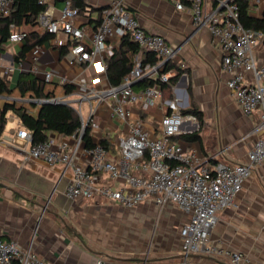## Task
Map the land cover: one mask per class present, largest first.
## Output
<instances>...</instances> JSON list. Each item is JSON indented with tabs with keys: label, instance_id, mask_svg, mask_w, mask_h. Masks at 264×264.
I'll return each mask as SVG.
<instances>
[{
	"label": "crops",
	"instance_id": "obj_1",
	"mask_svg": "<svg viewBox=\"0 0 264 264\" xmlns=\"http://www.w3.org/2000/svg\"><path fill=\"white\" fill-rule=\"evenodd\" d=\"M46 12L60 17L67 1L42 0ZM112 0H84L91 9L89 16L82 14L74 19L75 24L96 31L101 20V11ZM136 15L143 28L166 38L177 52L171 87L162 91L157 106L147 111L138 106H129L131 120L140 122L149 131L157 130L161 119L169 112L166 104L177 98L180 107L188 110L196 106L203 113L198 129L201 139L188 141L177 139L185 150H194L202 158L216 156L210 164L231 160L246 162L247 153L260 138L252 134L260 123L259 112L247 117L243 114L226 82L228 73L223 69L220 45L215 42L205 26L196 27L189 4L179 11L175 4L165 0H124ZM214 3L205 2L208 13ZM264 13L262 5L257 7ZM11 26L13 30L32 31L30 27ZM40 32L45 31L39 26ZM119 41L114 44L118 46ZM22 43L9 40L0 51V77L15 87L21 74H34L53 91L50 98H60L75 105L80 104L82 88L75 85L81 78L90 80L95 72L92 67L70 65L61 48L52 40L33 47L22 62H15L23 48ZM41 49L34 60L32 51ZM66 51V48H64ZM66 53V52H65ZM146 51L140 50L133 62H143ZM13 66L9 77H3L4 69ZM183 65L184 67H182ZM36 69V70H35ZM52 74L51 82L44 76ZM66 78L74 87L65 92L61 79ZM158 80L159 73L143 79ZM74 82V83H73ZM101 87L111 85L106 74ZM77 84V83H76ZM138 84V83H137ZM134 85L136 91L142 90ZM49 98V99H50ZM20 101L14 94L0 95V108L6 101ZM22 101H28L23 99ZM44 101V100H43ZM38 101H36L37 103ZM94 106L95 99L91 100ZM39 105V104H38ZM88 108V103H82ZM7 128L9 135L21 127V122L9 112ZM97 126L91 131L95 141L108 138L115 152L117 138L127 135L129 127L113 118L110 101L98 106L95 116ZM16 144L0 145V235L6 242L13 241L23 249H30L45 264H179L183 258L180 232L189 220L174 205L163 208L149 199L137 207L127 209L115 202L101 198L87 200L70 199L65 194L70 171L61 165L50 166L42 161L26 159V144L16 139ZM209 242L229 252H241L249 257L251 264H264V163L255 167L245 180L235 204L218 214V222L211 232ZM194 262L200 264H230L223 256L197 255Z\"/></svg>",
	"mask_w": 264,
	"mask_h": 264
},
{
	"label": "built area",
	"instance_id": "obj_2",
	"mask_svg": "<svg viewBox=\"0 0 264 264\" xmlns=\"http://www.w3.org/2000/svg\"><path fill=\"white\" fill-rule=\"evenodd\" d=\"M165 1L173 2L179 11L189 4L194 25L205 26L220 45L222 66L229 75L226 85L243 114L250 117L259 112L260 123L252 134H260V138L247 153L246 162L224 160L210 164L216 156L202 158L194 150H185L177 139L198 129L199 121L193 115L183 114L177 98L166 103L169 112L157 130L151 132L140 120H131L129 106H138L143 111L157 106V99L162 98L160 83L170 81L173 69L167 67L174 63L177 52L165 37L147 32L124 0H112L102 9L99 25L92 33L87 27L75 24L74 19L81 11L71 1L66 2L60 17H52L46 11L39 14V26L52 35L54 46L66 48V61L72 66L94 69L90 82L81 78L75 83L83 89L80 104L74 107L82 125L70 137L51 133L40 143H33L31 133L20 129L0 136V145H13L16 139H22L26 144V159L69 170L65 194L70 199L101 198L127 209L149 199L160 208L176 206L189 216L180 232L183 258L179 264H200L193 260L197 255L227 257L230 264H251L245 254L229 252L211 244L209 238L218 214L235 204L252 170L264 163V31L243 26L236 0H211L215 4L208 13L206 0ZM249 2L251 14L264 18L253 0ZM12 7L13 0H0V16H9ZM26 36L23 31L13 30L9 41L22 43ZM124 36H129L141 50L154 54L158 62L144 65L137 61L119 86L101 87L114 44ZM40 53L41 49L35 48L33 59L37 60ZM12 71L13 66H7L3 77H9ZM152 73H159V82L136 91L134 84ZM44 80L51 82L52 74L47 73ZM61 84L67 85L69 81L62 78ZM107 100L113 118L129 127L127 135L117 138L115 152L106 149L100 140L90 149L84 142L86 130L92 131L97 126L98 106ZM44 101L66 100L52 97ZM82 103L89 104L85 112ZM0 264L45 263L30 249H23L13 241L6 242L0 235Z\"/></svg>",
	"mask_w": 264,
	"mask_h": 264
},
{
	"label": "trees",
	"instance_id": "obj_3",
	"mask_svg": "<svg viewBox=\"0 0 264 264\" xmlns=\"http://www.w3.org/2000/svg\"><path fill=\"white\" fill-rule=\"evenodd\" d=\"M73 6L78 7L83 16H89L91 9L87 8L84 0H72ZM240 15L241 23L246 28L255 31H264V18H258L251 14L249 10V0H236ZM215 4V3H214ZM47 10V4L42 0H13L11 14L6 17L0 16V51L8 42L11 34V26L30 27L32 31H25L27 34L24 39V45L14 60L22 62L26 58L27 53L35 46H41L52 40V35L46 31L40 32L38 17L40 13ZM141 49L134 43L129 36L120 39L118 46L113 49V54L108 59V80L112 86H119L123 78L128 75L134 67L133 56ZM65 49L61 48V55L65 54ZM158 62L157 57L151 52L146 51V59L142 62L144 65H155ZM172 69L168 65L167 70ZM176 78L170 79L168 83H160L161 90L165 91L171 87ZM159 80L151 78L142 79L138 82L137 87L145 89L149 86L157 84ZM74 87L65 85V92L72 93ZM17 94L20 101H6L0 108V136L5 131L8 122V113L12 112L21 122V127L29 131L32 135L33 143L44 142L51 133H59L64 136H72L82 125L81 118L77 111L70 105H62L59 103H47L38 105L36 101L49 99L54 95L53 91L46 89V83L37 78L34 74H21L17 85L11 87L9 83L0 77V95L6 96ZM27 99L28 101H22ZM184 115H193L202 121L203 113L198 107L192 106L188 110H183ZM181 138L188 141H199L201 139L200 132L196 131L190 134H183ZM84 142L87 148L95 146V140L88 128L84 134ZM100 143L108 150H113L108 138L100 140ZM112 152V151H111Z\"/></svg>",
	"mask_w": 264,
	"mask_h": 264
},
{
	"label": "rangeland",
	"instance_id": "obj_4",
	"mask_svg": "<svg viewBox=\"0 0 264 264\" xmlns=\"http://www.w3.org/2000/svg\"><path fill=\"white\" fill-rule=\"evenodd\" d=\"M253 3H255L256 6L262 5V10H264V0H253ZM83 110H84V112L86 111V107L85 106H83ZM10 128H11V125L9 123L7 128L5 129V133H9Z\"/></svg>",
	"mask_w": 264,
	"mask_h": 264
},
{
	"label": "water",
	"instance_id": "obj_5",
	"mask_svg": "<svg viewBox=\"0 0 264 264\" xmlns=\"http://www.w3.org/2000/svg\"><path fill=\"white\" fill-rule=\"evenodd\" d=\"M138 82H139V81H138ZM138 82H137V83H138ZM137 83H135V84H137ZM135 84H134V85H135ZM47 103H52V102H49V101H41V102H37V104H39V105L47 104ZM59 104H62V105H69V103L66 102V101L60 102Z\"/></svg>",
	"mask_w": 264,
	"mask_h": 264
}]
</instances>
